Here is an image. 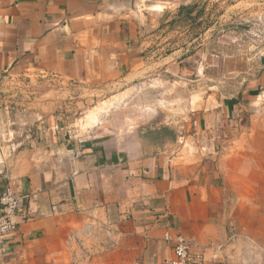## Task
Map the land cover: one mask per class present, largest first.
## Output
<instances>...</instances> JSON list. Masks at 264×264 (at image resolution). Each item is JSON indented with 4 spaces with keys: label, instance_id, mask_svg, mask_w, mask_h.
Returning a JSON list of instances; mask_svg holds the SVG:
<instances>
[{
    "label": "crops",
    "instance_id": "0c3cea01",
    "mask_svg": "<svg viewBox=\"0 0 264 264\" xmlns=\"http://www.w3.org/2000/svg\"><path fill=\"white\" fill-rule=\"evenodd\" d=\"M194 1L0 0V98L6 75L129 90L149 73L152 24ZM199 54L189 58L197 78L199 66L208 77L225 66L226 101L201 118L209 151L187 162L143 141L68 139L53 117L35 125L36 139L13 142L0 197L11 188L20 198L18 229L0 240V264H73L66 238L87 224L112 230L116 245L81 264H166V234L182 235L205 264H264V57L253 67L246 53L208 55L205 65ZM40 94L31 108L53 111L72 91Z\"/></svg>",
    "mask_w": 264,
    "mask_h": 264
},
{
    "label": "rangeland",
    "instance_id": "374dc122",
    "mask_svg": "<svg viewBox=\"0 0 264 264\" xmlns=\"http://www.w3.org/2000/svg\"><path fill=\"white\" fill-rule=\"evenodd\" d=\"M158 23L160 28L156 27ZM153 25L155 30L151 29L145 50L151 63L149 73L129 90L124 86L92 92L88 85L67 83L59 77H48L38 85L7 82L0 98L4 102V109H0L8 112L0 114V124L6 125L0 129V173L6 169L10 154L16 152L13 142L27 136L36 139L39 131L35 125L51 117L55 124L67 128L68 139L98 135L123 143L158 144L167 152L179 149L181 162L196 157V152H208L206 140L195 137L203 136V114L225 105L226 69L221 64L208 77L205 67L199 66L197 78L196 61L189 58L198 51L206 65L208 55L222 60L229 54L246 53L253 67L260 63L264 57V0H195L183 9L167 12ZM36 87L40 92L46 87L68 89L72 94L58 98L53 111L46 107L38 110L31 108L41 95L35 92ZM196 123L199 128H194ZM181 137L182 144L178 143ZM218 151L222 154V145H218Z\"/></svg>",
    "mask_w": 264,
    "mask_h": 264
},
{
    "label": "built area",
    "instance_id": "2783aa9c",
    "mask_svg": "<svg viewBox=\"0 0 264 264\" xmlns=\"http://www.w3.org/2000/svg\"><path fill=\"white\" fill-rule=\"evenodd\" d=\"M5 79V83H13V85L22 83L25 85L26 83L23 80L14 81L8 75H6ZM193 125L194 128H199V124L196 123ZM195 138L196 140H201L200 135ZM183 139L181 137L178 143L182 144ZM202 139H205L204 133ZM159 153L167 155L170 161L179 160L181 156L178 157L179 149L177 148L171 149L168 152L165 151V148H161L159 149ZM197 154L196 152L195 155ZM181 159L184 158L182 157ZM0 206V240H2L15 234L18 229L17 224L14 222V217L20 208V198L14 190L9 188L1 195ZM55 211L56 209L53 208V212ZM165 239L172 245L173 251V258L168 260L166 264H205L203 257L193 252L192 246L182 235H177L172 238L169 234H166ZM66 244L72 256V263L81 264L82 262L88 263L103 252L114 248L116 238L109 228L95 224H87L83 229L71 232L66 238Z\"/></svg>",
    "mask_w": 264,
    "mask_h": 264
},
{
    "label": "trees",
    "instance_id": "16d2710c",
    "mask_svg": "<svg viewBox=\"0 0 264 264\" xmlns=\"http://www.w3.org/2000/svg\"><path fill=\"white\" fill-rule=\"evenodd\" d=\"M180 9H183V7H181Z\"/></svg>",
    "mask_w": 264,
    "mask_h": 264
}]
</instances>
